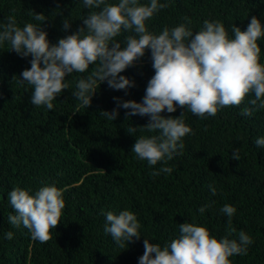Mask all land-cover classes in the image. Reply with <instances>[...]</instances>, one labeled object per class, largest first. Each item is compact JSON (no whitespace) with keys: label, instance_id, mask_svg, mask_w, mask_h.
Segmentation results:
<instances>
[{"label":"trees","instance_id":"16d2710c","mask_svg":"<svg viewBox=\"0 0 264 264\" xmlns=\"http://www.w3.org/2000/svg\"><path fill=\"white\" fill-rule=\"evenodd\" d=\"M159 2L168 7L146 21L149 32L156 35L165 27L186 23L185 17L191 19L193 32L201 30L205 20L219 21L229 37L233 25L244 31L253 16L264 27V0ZM90 11L83 0H0V31L12 16L20 27L40 26L50 44H56L84 27L82 19ZM34 13L47 19L35 20ZM64 20L70 23L67 30ZM132 34L122 32L116 39L123 47L125 37ZM257 43L259 62L264 64V37ZM10 50L8 42L0 44V264H139L145 239L163 248L179 236V224L185 222L205 227L217 239L238 240L239 232H245L253 243L247 255L230 257L232 264H264V146L255 143L264 137V109L250 117L241 114L243 108L251 107L254 94L241 105L225 107L205 119L179 107L173 113L162 112L165 118H175L184 111V122L193 134L182 139L181 154L167 164L150 166L131 149L141 136L158 133L142 128L147 116L127 117L130 110L118 107L113 99L142 102L154 75L150 50L119 74L134 81L127 94L103 82L91 105L83 107L72 93L79 79L96 69L94 63L84 73L65 77L69 87L53 101L52 110L30 103L32 88L21 82L20 74L30 68L31 56L21 57ZM113 109L118 111L113 121L100 114ZM130 127L136 131L129 134ZM237 150L239 160L233 156ZM162 167L173 171L152 175ZM45 185L62 190L65 208L60 223L51 230L52 239L40 243L32 240L23 225L10 224L9 215L16 213L9 193L20 187L34 195ZM205 204L210 207L199 213ZM224 205L236 209L230 223L220 211ZM123 210L136 215L141 237L121 248L105 233L103 213ZM7 232L13 233V239L4 238Z\"/></svg>","mask_w":264,"mask_h":264},{"label":"clouds","instance_id":"9594fccd","mask_svg":"<svg viewBox=\"0 0 264 264\" xmlns=\"http://www.w3.org/2000/svg\"><path fill=\"white\" fill-rule=\"evenodd\" d=\"M83 4L92 10L82 19L84 27L60 38L56 44H50L40 26L27 23L20 27L12 16L0 31V44L8 42L10 51L21 57L31 56V66L21 72L20 80L32 88V105L52 110L53 101L69 87L65 77L74 72L84 73L94 63L98 65L96 69L86 79H79L77 91L72 93L83 107L91 105L97 87L103 82L127 94L134 87V81L119 74L140 60L146 49L150 50L154 75L147 83L142 102L113 98L118 107L130 110L126 112L127 117L147 116L148 123L142 128L158 133L141 136L131 149L139 160L150 166L158 162L167 164L181 154L182 139L193 134L184 122V111L179 117L165 118L161 115L165 110L173 113L179 107L205 119L215 117L225 107L241 105L249 94H254V99L249 101L251 107L243 108L241 114L250 117L264 109V64L259 62L261 48L257 43L264 37V27L255 16L244 31L233 25L232 37L219 21L205 20L202 29L193 32L188 17L184 18L186 23L171 29L165 27L156 35L149 32L146 21L168 7L159 0H150L148 4H141L139 0H118L115 4L106 0H83ZM34 19L45 21L47 18L42 13H34ZM69 26L68 20H64L63 29ZM122 32L133 33L125 37L123 47L116 39ZM100 114L113 121L118 111ZM135 131L134 127L127 130L129 134ZM255 143L264 146V137ZM233 156L239 160L238 150ZM172 171L171 167H162L152 175ZM209 187L215 195V188ZM9 201L16 213L9 215L10 224L17 228L23 225L33 241L46 243L52 239L51 230L60 223L65 208L62 190L45 185L32 195L15 187L9 193ZM208 207L205 204L198 212L203 214ZM220 211L229 218V223L236 213L231 205H224ZM103 214L104 231L117 246L124 248L133 238L141 237L140 224L131 211ZM4 238L13 239V233H5ZM252 243L253 239L243 231L239 232L238 240L217 239L205 227L185 222L179 224V236L163 248L145 239L139 264H232L230 257L247 255Z\"/></svg>","mask_w":264,"mask_h":264}]
</instances>
